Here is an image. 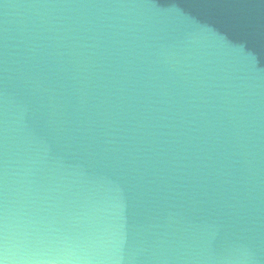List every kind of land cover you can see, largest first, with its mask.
Instances as JSON below:
<instances>
[{"label":"water","instance_id":"water-1","mask_svg":"<svg viewBox=\"0 0 264 264\" xmlns=\"http://www.w3.org/2000/svg\"><path fill=\"white\" fill-rule=\"evenodd\" d=\"M0 264H264V0H0Z\"/></svg>","mask_w":264,"mask_h":264}]
</instances>
